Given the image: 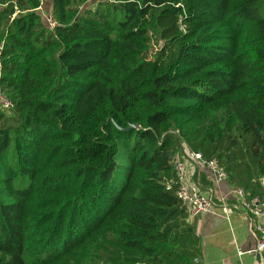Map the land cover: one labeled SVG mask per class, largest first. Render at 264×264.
I'll list each match as a JSON object with an SVG mask.
<instances>
[{
    "label": "trees",
    "instance_id": "16d2710c",
    "mask_svg": "<svg viewBox=\"0 0 264 264\" xmlns=\"http://www.w3.org/2000/svg\"><path fill=\"white\" fill-rule=\"evenodd\" d=\"M44 3L0 0V264H193L177 154L264 194V0Z\"/></svg>",
    "mask_w": 264,
    "mask_h": 264
},
{
    "label": "crops",
    "instance_id": "0c3cea01",
    "mask_svg": "<svg viewBox=\"0 0 264 264\" xmlns=\"http://www.w3.org/2000/svg\"><path fill=\"white\" fill-rule=\"evenodd\" d=\"M51 6L49 0L48 7ZM187 164L192 181L216 203L214 211L198 215L191 213L190 220L194 224L201 247L193 264H260V259L251 253L240 255L238 252L239 248L243 251L255 249L259 221L238 207L237 196L233 192L235 185L229 180L215 183L210 171L192 159H188ZM223 196L228 198L231 205L228 216L222 211Z\"/></svg>",
    "mask_w": 264,
    "mask_h": 264
},
{
    "label": "built area",
    "instance_id": "2783aa9c",
    "mask_svg": "<svg viewBox=\"0 0 264 264\" xmlns=\"http://www.w3.org/2000/svg\"><path fill=\"white\" fill-rule=\"evenodd\" d=\"M45 19L48 26L54 29L57 26V21L54 19L52 12L45 13ZM4 40L0 38V53L4 47ZM1 69V64H0ZM0 103L4 111L9 112L13 107L12 100L7 97L0 88ZM188 159L197 162L201 167L208 169L215 183H221L229 180V174L219 164L217 159H206L201 152H189L186 150L183 154H177L174 157V169L178 182L177 196L181 203L188 206L192 215L214 211L216 203L213 199L203 192L201 187L192 181L191 173L187 164ZM264 186V178L262 179ZM233 192L237 196L238 207L245 213L252 216L253 219H258V235L257 245L255 249L243 251L238 249L240 255L245 252L251 253L260 259V264H264V194L248 197L243 188L235 186ZM222 211L226 216L231 212V205L226 196L222 197ZM233 205V204H232Z\"/></svg>",
    "mask_w": 264,
    "mask_h": 264
},
{
    "label": "rangeland",
    "instance_id": "374dc122",
    "mask_svg": "<svg viewBox=\"0 0 264 264\" xmlns=\"http://www.w3.org/2000/svg\"><path fill=\"white\" fill-rule=\"evenodd\" d=\"M45 3V8H47L48 7V5H49V0H43Z\"/></svg>",
    "mask_w": 264,
    "mask_h": 264
},
{
    "label": "water",
    "instance_id": "95a60500",
    "mask_svg": "<svg viewBox=\"0 0 264 264\" xmlns=\"http://www.w3.org/2000/svg\"><path fill=\"white\" fill-rule=\"evenodd\" d=\"M134 127H136V125H132V126H130L129 129L134 128Z\"/></svg>",
    "mask_w": 264,
    "mask_h": 264
}]
</instances>
